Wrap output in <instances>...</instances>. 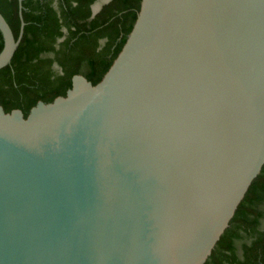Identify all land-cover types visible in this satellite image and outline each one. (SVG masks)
I'll use <instances>...</instances> for the list:
<instances>
[{
  "label": "water",
  "instance_id": "95a60500",
  "mask_svg": "<svg viewBox=\"0 0 264 264\" xmlns=\"http://www.w3.org/2000/svg\"><path fill=\"white\" fill-rule=\"evenodd\" d=\"M263 164L264 0H140L98 83L0 106V264H204Z\"/></svg>",
  "mask_w": 264,
  "mask_h": 264
},
{
  "label": "trees",
  "instance_id": "16d2710c",
  "mask_svg": "<svg viewBox=\"0 0 264 264\" xmlns=\"http://www.w3.org/2000/svg\"><path fill=\"white\" fill-rule=\"evenodd\" d=\"M92 2L59 0L58 12L49 0H22L23 33L10 63L0 68V106L6 113L20 109L26 117L38 101L64 96L76 74L93 85L102 79L125 43L140 0H109L89 19ZM0 12L17 37L18 1L0 0ZM63 27L67 34L55 50L57 54L44 56L54 50ZM100 39L104 41L99 43ZM54 60L62 73L50 70ZM263 200L264 164L204 264H264V225H259L264 221V209L259 207Z\"/></svg>",
  "mask_w": 264,
  "mask_h": 264
},
{
  "label": "flooded vegetation",
  "instance_id": "af4514ba",
  "mask_svg": "<svg viewBox=\"0 0 264 264\" xmlns=\"http://www.w3.org/2000/svg\"><path fill=\"white\" fill-rule=\"evenodd\" d=\"M18 1V15H19V0H17ZM49 1H51V5L59 12V10H58V7H59V0H49ZM101 0H93V2L90 4V6H89V8H90V10H91V14H90V16H89V19L90 18H92V17H94L98 12H99V10L101 9V7L105 4V3H107L109 0H102V2L99 4V2H100ZM21 2H22V0H21ZM73 4H75V2H73ZM98 4V5H97ZM21 14H22V3H21ZM23 18V17H22ZM20 19V18H19ZM24 21V20H23ZM21 22V21H20ZM24 25H25V22H24ZM24 27V26H23ZM19 30H20V26H19ZM61 31L63 32V34L60 36V37H58V38H56L55 39V42L53 43V46H54V50L52 51H48V52H46L45 53V55L44 56H49V57H52V58H54V56L57 54V52L55 51V50H57L58 48H59V44H60V42H62L63 40H64V38L66 37V34H67V31H66V28H62L61 29ZM23 33V32H22ZM104 41V39H100L98 42L99 43H102ZM49 68H50V70L54 73L55 72V74H60V73H62V71H61V67H60V65H59V63L57 62V60H54L51 64H50V66H49ZM83 69H86V67L84 66L83 67ZM71 80H72V78H71ZM261 203V202H260ZM259 207H261L260 206V204H259ZM262 208V207H261ZM260 227H262L263 225H264V221L262 220L261 222H260ZM243 238H248L247 236H244L243 235ZM241 241V240H240ZM239 251V250H238Z\"/></svg>",
  "mask_w": 264,
  "mask_h": 264
},
{
  "label": "rangeland",
  "instance_id": "374dc122",
  "mask_svg": "<svg viewBox=\"0 0 264 264\" xmlns=\"http://www.w3.org/2000/svg\"><path fill=\"white\" fill-rule=\"evenodd\" d=\"M104 1V0H103ZM102 2V0L99 2V4ZM98 5V4H97ZM260 206L264 209V200L261 201Z\"/></svg>",
  "mask_w": 264,
  "mask_h": 264
}]
</instances>
